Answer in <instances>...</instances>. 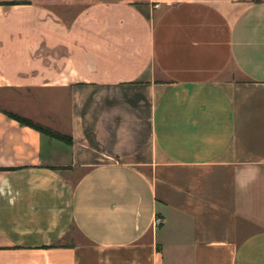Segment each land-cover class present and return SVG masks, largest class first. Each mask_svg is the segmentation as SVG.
Listing matches in <instances>:
<instances>
[{"label":"crops","instance_id":"0c3cea01","mask_svg":"<svg viewBox=\"0 0 264 264\" xmlns=\"http://www.w3.org/2000/svg\"><path fill=\"white\" fill-rule=\"evenodd\" d=\"M53 2L0 0V92L71 139L0 110V264H264V0Z\"/></svg>","mask_w":264,"mask_h":264},{"label":"rangeland","instance_id":"374dc122","mask_svg":"<svg viewBox=\"0 0 264 264\" xmlns=\"http://www.w3.org/2000/svg\"><path fill=\"white\" fill-rule=\"evenodd\" d=\"M53 1H55L53 3H64L65 0H53ZM68 1L71 2L73 5H76L74 7H80L78 6L80 0H67V2ZM56 7H66V6H56ZM48 94H49L48 92H46L45 94L44 93L41 94V93H23L18 91H3L0 92V110L4 112L7 111L10 113H12V111L15 110L25 115H29L31 113L32 115H34V117L39 119H43V120H45L46 118L50 119L51 116L48 112L49 108L47 107V104L41 102L42 100H45L44 98H46ZM51 95L53 96L51 97ZM51 95L50 97L52 99V102L55 104V106H59L61 108L60 113L62 117V122L63 121L65 122L66 102L63 101L62 99H58L59 95L57 94H51ZM30 99H32L33 102H35L36 104L30 103L31 102Z\"/></svg>","mask_w":264,"mask_h":264},{"label":"trees","instance_id":"16d2710c","mask_svg":"<svg viewBox=\"0 0 264 264\" xmlns=\"http://www.w3.org/2000/svg\"><path fill=\"white\" fill-rule=\"evenodd\" d=\"M16 3H6L5 5H15ZM9 120L15 121L16 123H18L20 126L23 127H28L36 132H38L39 134L48 137L50 139L62 142L64 144L70 145L71 144V139L69 137L66 136H62L56 132L51 131L48 128H45L43 126H40L38 124H34L31 121L22 118L16 114H12V113H7L4 112L3 113Z\"/></svg>","mask_w":264,"mask_h":264}]
</instances>
